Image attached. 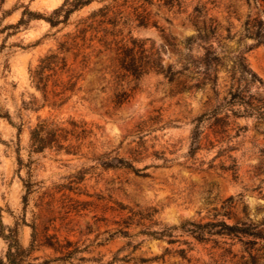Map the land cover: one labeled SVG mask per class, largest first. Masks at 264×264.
I'll return each instance as SVG.
<instances>
[{"label":"rangeland","instance_id":"1","mask_svg":"<svg viewBox=\"0 0 264 264\" xmlns=\"http://www.w3.org/2000/svg\"><path fill=\"white\" fill-rule=\"evenodd\" d=\"M64 1L4 0L0 6V28L16 25L25 11L42 17L26 14L18 29L0 34L2 224L17 228L23 249L29 246L33 224L38 233L47 227L49 234L72 242L82 252L64 264H140L139 259L153 257L161 258L145 264H240L249 252L257 254L262 240L248 251L245 243L251 238L206 235L207 241L199 243L180 227L190 222L263 223L264 123L254 114H245L243 106L227 103L229 92L240 90L254 99L253 106L264 107V41L257 43L253 37L258 25L251 28L253 19L264 28V0H92L74 12L66 25L51 29L43 18ZM104 7L110 9L108 15L117 26L98 30L105 28L116 37L99 32L89 43L95 35L87 33L79 55L74 57L75 50L66 54L68 64H111L114 53L105 51L99 39H123L129 46L131 39L149 40L157 47L165 35L175 50L161 53L163 68L187 70L172 82L155 73L130 82L131 97L113 116L80 99L90 88H100L93 74L81 83L83 92L61 109H37L42 102L30 85L29 66L55 51L65 35L76 31L81 18ZM250 73L262 84L255 81L248 86ZM216 108L218 127L214 118H203L199 142L193 143L194 120ZM49 116L89 124L97 154L130 160V150L141 142V160L133 165L146 167L145 177L125 169L88 170L95 163L86 150L82 156L48 150L30 154L29 131L37 119ZM217 130L219 134H214ZM196 146L198 150L191 152ZM232 160L235 173L228 170ZM120 207L125 210L121 212ZM148 208L158 211L152 222L159 226L149 221L137 225L134 218L130 238L116 236L104 242L103 233L118 228L114 222L130 216L129 211ZM147 227L150 231L176 229L158 240L141 234ZM6 248L0 238L2 261ZM180 250L186 253L184 259ZM53 256L51 250L39 249L26 261L37 264Z\"/></svg>","mask_w":264,"mask_h":264},{"label":"trees","instance_id":"2","mask_svg":"<svg viewBox=\"0 0 264 264\" xmlns=\"http://www.w3.org/2000/svg\"><path fill=\"white\" fill-rule=\"evenodd\" d=\"M4 0H0V6ZM148 2L151 0H143ZM247 3L250 0H245ZM256 2L257 0H252ZM92 0H65L63 4L54 9L51 14L43 18L51 29L57 27L59 24L66 25L70 16L80 10L83 7L88 6ZM110 9L108 7L100 8L96 11H92L86 18H81L76 24V31L74 33H68L65 35V41L58 43L55 51H49L43 57L39 58L37 64L29 66L28 76L30 85L36 92L40 94L41 105L37 109L49 107L54 110H59L65 106L74 96L83 92L82 82L85 81L86 75L93 74L96 78V83L99 85V89L90 88L85 92L84 96H81V100L88 103V105L96 110L103 112L105 115L113 116L124 104H126L131 93L134 90L129 88L130 82H138L142 77L150 74H162L169 82H172L176 77H180L187 69L182 68L178 71H173L171 67L167 69L163 68L161 61V53H165L167 50L174 51L175 46L171 40L162 35V43L159 46L149 40H130V46L123 42V39L111 42L105 40H98L105 47V51L113 52L114 58L111 59V64H68L66 54L75 50L76 58L84 45L87 33H92L95 36H91L88 39L89 43H92L96 39V35L99 32L104 33V37L110 35L116 37L115 34L109 32L105 28L98 30L99 27L109 25L113 28L117 26L115 18L109 17L108 13ZM27 14L29 17L42 18L41 16H35L31 12L25 11L22 13V18L16 25H9L0 28V34H3L7 30H16L23 23V18ZM117 16V15H116ZM143 22L140 25L143 26ZM257 24L258 28L253 33L254 39L257 43L264 41V28L263 23L260 20L253 19L252 24ZM260 26V27H259ZM79 42L82 44L79 46ZM147 42L149 46L147 47ZM91 45V44H90ZM91 46H88L89 49ZM3 46H0L2 49ZM100 53V52H98ZM82 62H85V56H82ZM206 67H212L216 64H204ZM245 70V69H244ZM251 74L252 80L247 83L248 86L254 84L255 81L262 84L254 74ZM129 80V81H128ZM214 80L216 77L214 76ZM108 92V94H107ZM100 95H108L106 97H100ZM229 106H243L247 112L245 114L256 115V118L264 123V107L253 106L254 99L247 95V91L236 90L229 92ZM36 101V100H35ZM216 108L210 111L209 115L203 114L194 120L195 127L192 132L193 143L199 142V125L203 118H214L216 126L217 112ZM3 118L0 112V119ZM218 127V126H216ZM220 128V127H219ZM19 131V130H18ZM219 134L218 130L213 132ZM95 134L92 127L83 120H77L72 117L58 118L55 116H49L45 118L37 119L36 123L31 127L29 131V153L40 154L45 151H54L57 154L63 153L65 155L82 156L83 151L86 150V154L91 155V160L95 163L94 166L88 170H95L101 168L103 171L125 169L133 172L135 175L145 177L142 172L146 169L136 168L133 163L141 160V148L140 142L135 149L130 150V160H123L118 157H111L110 154L103 153L97 154L94 143ZM198 147L191 149V152L195 153ZM236 163L232 160V165L228 169L235 173ZM86 170L80 173L78 181H82ZM29 185V184H28ZM28 188V187H27ZM121 212L125 208H119ZM130 216L125 219H120L119 222H114L117 225V229L114 231H105L107 237L104 242H108L116 236L130 238L128 233L129 227L133 224L134 218H138L137 225H141L143 221L152 222L154 215L158 213L155 208H148L140 210L137 213L129 211ZM228 216V214H227ZM151 225L159 226L154 221ZM31 239L27 249H23L18 241L17 228H6L2 224L1 209H0V238L6 243L5 260H0V264H35L26 261L31 252L39 249H48L53 253L51 258H43L41 262L37 264H64L71 263V261L82 251L72 242L68 240H59L55 234H49L48 228H43L42 232L38 233L36 226L33 224L31 227ZM176 228H162L159 231H150L149 227L145 228L141 234L155 239H162L170 237L171 231ZM181 230L189 233L193 238L199 242H206L207 236H227V237H243L251 238L252 242H246L247 250L250 251L251 246L256 245V240H262L263 245L256 249L255 255L248 253V258H241L240 264H264V220L262 224H254L250 221L236 222L233 225H228L223 221L207 224H194L186 223L181 225ZM262 252V254H258ZM179 255L184 259L185 251L180 250ZM161 257H153L151 259H139L138 263L145 264L159 260ZM123 261V260H120Z\"/></svg>","mask_w":264,"mask_h":264}]
</instances>
